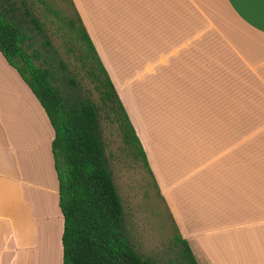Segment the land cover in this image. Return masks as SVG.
<instances>
[{"label": "crops", "instance_id": "crops-1", "mask_svg": "<svg viewBox=\"0 0 264 264\" xmlns=\"http://www.w3.org/2000/svg\"><path fill=\"white\" fill-rule=\"evenodd\" d=\"M196 264H264V0H70ZM40 104L0 54V264H61Z\"/></svg>", "mask_w": 264, "mask_h": 264}, {"label": "trees", "instance_id": "trees-1", "mask_svg": "<svg viewBox=\"0 0 264 264\" xmlns=\"http://www.w3.org/2000/svg\"><path fill=\"white\" fill-rule=\"evenodd\" d=\"M28 1L0 0V54L40 104L52 129L50 151L62 216L61 264H149L125 233L100 132L99 112L107 108L122 127L123 142L131 150L135 146L160 197L127 115L70 0L65 2L72 16L65 7L53 14L61 16L69 31L71 51L76 45L73 54L97 94L96 101L82 91L75 74L69 75L67 62L45 37ZM39 1L46 7L50 4ZM37 36L41 39L35 44ZM172 226L178 264H196L173 222Z\"/></svg>", "mask_w": 264, "mask_h": 264}, {"label": "rangeland", "instance_id": "rangeland-1", "mask_svg": "<svg viewBox=\"0 0 264 264\" xmlns=\"http://www.w3.org/2000/svg\"><path fill=\"white\" fill-rule=\"evenodd\" d=\"M43 1H49L50 4L46 7L39 0H29L28 6L43 25L44 35L51 46L58 56L67 62L69 75L75 74L82 91L88 92L91 99L96 101L97 94L84 77L80 63L73 54L76 52V45L71 51L69 31L61 16L53 14L55 10L65 7L67 14L72 16L71 7L65 0ZM37 37L35 44L41 39L40 36ZM99 117L101 138L113 183L121 201L127 237L134 249L149 264H178L172 221L151 177L136 153L135 146L131 150L129 145L123 142L122 127L110 110L101 108Z\"/></svg>", "mask_w": 264, "mask_h": 264}]
</instances>
